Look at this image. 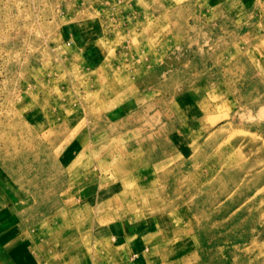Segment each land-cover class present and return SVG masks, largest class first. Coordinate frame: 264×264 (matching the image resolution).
<instances>
[{
    "label": "rangeland",
    "instance_id": "1",
    "mask_svg": "<svg viewBox=\"0 0 264 264\" xmlns=\"http://www.w3.org/2000/svg\"><path fill=\"white\" fill-rule=\"evenodd\" d=\"M111 235L264 264V0H0V264Z\"/></svg>",
    "mask_w": 264,
    "mask_h": 264
},
{
    "label": "crops",
    "instance_id": "2",
    "mask_svg": "<svg viewBox=\"0 0 264 264\" xmlns=\"http://www.w3.org/2000/svg\"><path fill=\"white\" fill-rule=\"evenodd\" d=\"M111 240L113 242H115L117 244V250L116 253H121L120 255V259L121 260H117L118 264H153L151 262V257L149 254L150 251V247L148 244V240L144 239H140V240H133L134 242H132V240L128 246V249L126 250L125 248H127V246H124L123 250H120L122 245V241L123 238L122 237H117L115 235H111ZM115 247V246H114ZM1 258H3V255H1ZM9 263V262H7ZM77 264H79V262H77ZM81 264H93L90 263L89 260L87 262H84Z\"/></svg>",
    "mask_w": 264,
    "mask_h": 264
},
{
    "label": "bare ground",
    "instance_id": "3",
    "mask_svg": "<svg viewBox=\"0 0 264 264\" xmlns=\"http://www.w3.org/2000/svg\"><path fill=\"white\" fill-rule=\"evenodd\" d=\"M98 138H99V137H98ZM93 141H94V140H93ZM95 142H96V143H94V144H96V146H98L99 148H101V152H102V155H103V153H104L105 150L107 149V148H106L107 145H106L104 142H103L102 145H101L100 141L97 140V139L95 140ZM113 142H114V141H113ZM162 142H163V141H162ZM103 144H105L106 146L103 145ZM117 145H118V144H117ZM73 146H74V143L70 144V146L64 151V156H66V158H68L69 155L71 156V154L74 153V150H75V149H74ZM103 146H104V147H103ZM107 147H109V146H107ZM115 147H116V146H115ZM105 148H106V149H105ZM103 149H104V150H103ZM94 150H95V149H94ZM109 150H110V149H109ZM134 150H135V149H134ZM96 151H97V150H96ZM56 152H57V151H56ZM101 152H100V153H101ZM112 152H113V151H112ZM116 152H118V150L115 151V153H116ZM93 153H94V152H93ZM93 153H92V154H93ZM118 153H119V152H118ZM95 154L97 155V153H95ZM112 154H113V153H112ZM125 154H126V153H125ZM98 155H100V154H98ZM105 155H109L108 151H106ZM113 155H114V154H113ZM110 156H111V155H110ZM54 157H55V155H54ZM97 157H99V156H97ZM128 157H129V156H128ZM128 157H126V158H128ZM103 158H104V157H103ZM119 158H120V157H119ZM119 158H118V159H119ZM116 159H117V158H116ZM129 159H130V158H129ZM95 160H96V159H95ZM125 160H126V159H125ZM117 162H118V160H117ZM125 164H126V163H125ZM53 165H54V164H53ZM53 165H52V166H53ZM122 165H123V164H122ZM69 166H70V165H69ZM121 167H122V166H121ZM123 167H124V166H123ZM135 168H136V167H135ZM68 169H69V167H68ZM68 172H69V170H68ZM114 172H115V171H114ZM119 173H120V170H119ZM117 174H118V173H117ZM117 174H116V175H117ZM112 178H113V177H112ZM109 179H110V178H109ZM120 179H121V178H120ZM124 181H125V180H124ZM109 182H110V181H109ZM122 182H123V181H122ZM125 182H126V181H125ZM134 182H135V181H134ZM137 182H138V181H137ZM144 183H145V182H144ZM151 187H152V186H151ZM149 189H150V188H149ZM253 190H254V189H253ZM122 193H123V192H122ZM107 205H108V204H107ZM107 205H106V206H107ZM109 206H110V205H109ZM261 213H262V212H261ZM49 221H50V220H49ZM203 231H204V230H203ZM226 233H227V232H226ZM214 249H216V246H215ZM242 262H243V261H242Z\"/></svg>",
    "mask_w": 264,
    "mask_h": 264
}]
</instances>
